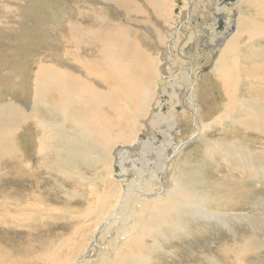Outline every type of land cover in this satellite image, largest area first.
<instances>
[{
  "label": "bare ground",
  "instance_id": "1",
  "mask_svg": "<svg viewBox=\"0 0 264 264\" xmlns=\"http://www.w3.org/2000/svg\"><path fill=\"white\" fill-rule=\"evenodd\" d=\"M100 1L107 7L73 0L74 23L34 27L22 5L0 0V44L35 47L23 58L0 48V264H158L149 252L164 243L178 263L173 242L188 256L200 251L188 220L205 235L199 221L222 222L237 241L233 250L205 246L202 264H264V240L237 238L225 221L233 218L216 212L237 210L245 186L225 195L234 201L226 208L217 200L224 171L183 178L192 155L221 149L189 148L209 143L211 129L232 135L225 155L247 170L246 146L264 155V100L251 99H264V0ZM146 13L154 20L144 27L136 16Z\"/></svg>",
  "mask_w": 264,
  "mask_h": 264
},
{
  "label": "rangeland",
  "instance_id": "2",
  "mask_svg": "<svg viewBox=\"0 0 264 264\" xmlns=\"http://www.w3.org/2000/svg\"><path fill=\"white\" fill-rule=\"evenodd\" d=\"M14 1H16L18 3V5H22V12L25 16L27 14V16H30L29 19H32V18H33V20L35 19L34 20L35 21L34 27H39L43 24H44V27L46 25H50V24H53V26H54V24L60 26V24H64L66 22L74 23L76 21L75 20L76 14L74 11V6H73V5H75V3L73 2V0H55V1L54 0H24V2H23V0H14ZM83 1L85 2V4H88V5L89 4H92V5L97 4V5L103 6L105 4V3H102L101 1L99 3H95V2H93V0H83ZM137 1L138 0H133V2H135V3ZM91 2H93V3H91ZM140 2L141 1H138V3H140ZM34 6H38V8L34 7ZM213 6H214V4H213ZM103 7H107V6L104 5ZM80 8H82V5H80ZM110 8H112L113 10L116 11L117 16L120 19L121 23L124 24L123 26L130 27L133 30H137V31L142 32L153 43V41H154L153 38L150 37L147 33L143 32L142 30H144V29L141 26L133 24L131 22H128V20L124 19L122 12L119 13L114 8V6L112 4H110ZM28 9H30V10H28ZM201 9L202 8L199 7L198 11H200ZM210 9H212V6L210 7ZM210 9H209V11H210ZM85 10H88V9H85ZM201 13L202 12H199V14H201ZM136 17L138 19H140L139 20L140 23H144L142 25L144 27H145V25H149L154 20V17L151 13H146L143 16H136ZM53 18H55V19H53ZM208 19L203 20L204 24H202V27L207 24ZM48 29H46V30H48ZM50 34L54 35L56 37V34L53 31L50 32ZM47 39H49V38H47ZM5 41H6V37L4 38V40L2 42L5 43ZM256 42L264 44V38H258L256 40ZM50 43H52V41L47 40V44H50ZM57 45L59 46V44H57ZM154 46L157 49V45L155 44ZM3 47H5V48H3ZM42 47H44V46H42ZM0 48L3 49V51H4V49L8 50V51L14 50L16 56L20 57V58L21 57L23 58L25 56V54L28 55V54H32L35 52V51L33 52L35 47H32V44L28 40L26 41V39H23V42L20 44V46H18V45L17 46H9L7 43H5V45L0 44ZM159 49L160 48H158V50ZM219 52H220L219 48L213 50L210 53L209 61H212L214 59L216 60L217 56L219 55ZM240 52L245 54L247 51H245V48H241ZM7 53L2 52V55L1 54L0 55L3 58H6V57L8 58ZM1 56H0V62L2 61ZM3 65H4V63L2 64V66ZM0 67H1V63H0ZM249 67L250 66H248V68ZM204 71H207V70L205 69ZM3 88H5V87H3ZM7 91L8 90H5V89L0 90V101L3 102L4 99L7 97V95H6ZM251 99L255 100L257 104H260V101L264 100L260 96H258L256 98L253 95H251ZM250 104L252 106L255 105L253 102H250ZM252 112H254L257 116H259V114L257 112H255V111H252ZM4 116H7V115L4 114L2 117H4ZM219 130H221V129L219 128ZM142 131L143 130H141V132ZM143 136H144L143 134L139 135V139L142 140ZM205 139H206V141H209V143H203V142L202 143H195L194 146L190 145L189 148L194 149L197 146L200 148L201 144H204V147H205V146L212 144L214 141V142L219 143L221 149L219 151L214 152L213 156L208 157L205 160H203L201 158L199 159V157H201L202 154H198L197 152H196L197 154L192 155L191 159H190V162H192V163L188 164V167H187L189 172L183 178L187 180V184H192L191 177L193 176L194 170H195L196 174L204 173L208 177V180L210 179L211 175L213 174V171L215 174H216V172L224 171V173L220 172L219 174H216V176L220 177V179H221L220 185L224 191L223 196L219 193L217 200L221 203L220 204L221 207H226V208H228V205L231 206L232 204H234V201H232L230 198H227L225 195L226 194H232V193L238 195L237 187L245 186V188L247 190V194L244 197H242V198L240 197L238 200H236L237 210H235V211H233L231 209H228L225 211L216 210V212L227 214L228 216H225V217H227V218L232 217L234 220H236V222H234L233 219H226L225 221L229 223V226H228L229 228H233L234 233L236 234L237 238H239L240 236L246 235L247 237H249L250 239H253V240H259V239L264 240V224L254 225V224L250 223V228H251L250 229V228H248L247 224L244 223L243 220H239L238 218L235 219L236 216H241V217L248 216V217H251V219L264 218L263 215L257 214L258 210L263 209L264 206H256L255 207V206H253V203H251V201L254 199L253 197L255 195L264 197V175H263L264 169H263V167L261 168V164L264 165V155H263V152L261 150L260 145H257L256 146L257 148H254L253 146H246L247 149L249 150V154H248L249 160L247 162L250 163V167L247 170L246 168H244L245 167L244 164L240 163V160L236 161L235 158L228 159L225 155L226 150L223 149V147L229 145V144H227V141H229L230 143L232 141H234L231 134L224 133V132H221L218 130L213 131L211 129V130L206 132V138ZM231 150H235V149L231 148ZM256 152H258V156H256ZM209 161H211V163H209ZM197 184L198 183H195V185H197ZM197 188H199V187H197ZM199 189L201 190L202 188H199ZM202 190L205 191L208 189H207V187H205ZM208 196H210L212 199H214V197L212 195H208ZM208 196H205V198L209 202V204L211 205L214 202ZM199 222H200V223H198L199 225L203 224L201 230L205 231L206 235L195 228L196 223H192L190 220H188L187 224H188V226L192 227L194 231H196L197 235H195V236L201 238V240H202V242H201L202 245L199 244L200 251L196 250L195 246H194L195 251H193L192 256H188V252L183 251L181 243L173 242V249L178 252V254H179L178 258H182V261H180L178 263L177 262L169 263V261L166 259L167 252H165V250L169 249V250L173 251L171 245L169 246L168 245L169 243H167V244L164 243L163 245L154 244V249L150 250V252H149V254L151 256L150 258L155 260L156 255H160L161 258L158 259V261H159L158 264H187L192 259H195L197 261L196 264H198V263L202 264V262H203L202 256H204V254H205V251L202 248H204L205 246H207L208 250H215V247L218 245H219V247H225V248L229 247L227 250H229V249L233 250L234 249V246H235L234 244L237 243V241H231L230 235H228L227 231L224 230V229H226V227L223 226L222 222H213L210 220H204V221H199ZM211 226H212V228H211ZM210 228H211V230H210ZM212 232L217 233V235L215 236L216 237L215 240L213 238V235H211ZM199 238H198V240H200ZM154 241H155V239H154ZM209 241L214 242V244L213 245H210V244L207 245V243ZM237 246L239 247L240 244ZM188 248H189V246H188ZM192 249H193V245H192ZM154 264H155V261H154Z\"/></svg>",
  "mask_w": 264,
  "mask_h": 264
}]
</instances>
